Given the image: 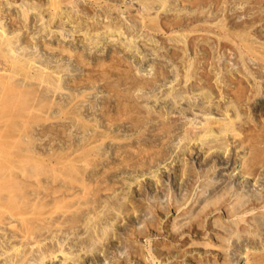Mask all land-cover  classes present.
Here are the masks:
<instances>
[{
	"label": "rangeland",
	"instance_id": "obj_1",
	"mask_svg": "<svg viewBox=\"0 0 264 264\" xmlns=\"http://www.w3.org/2000/svg\"><path fill=\"white\" fill-rule=\"evenodd\" d=\"M46 4L0 0V264L263 263L264 1Z\"/></svg>",
	"mask_w": 264,
	"mask_h": 264
},
{
	"label": "bare ground",
	"instance_id": "obj_2",
	"mask_svg": "<svg viewBox=\"0 0 264 264\" xmlns=\"http://www.w3.org/2000/svg\"><path fill=\"white\" fill-rule=\"evenodd\" d=\"M40 2L42 1V0H39ZM262 1H264V0H262ZM43 2H44V0H43ZM56 2H57V0H47V4L49 5V6H53V4H56ZM165 2V1H164ZM46 4V5H47ZM52 4V5H51ZM61 4V3H60ZM10 5V4H9ZM32 5V4H31ZM30 5V6H31ZM34 5V4H33ZM143 5V4H142ZM147 5V4H146ZM26 6V5H25ZM40 6H42V5H40ZM145 6V5H144ZM149 7V6H148ZM153 7V6H152ZM151 6L149 7V9H151L152 8ZM59 9H60V6H59ZM63 11V10H62ZM148 11V10H147ZM157 11V10H156ZM151 12V11H150ZM158 12V11H157ZM106 17V16H105ZM104 17V19L106 20V18ZM26 18V17H25ZM28 18V17H27ZM41 18V17H40ZM108 18V17H107ZM90 19H91V17H90ZM97 19H99V17L97 18ZM104 19H103V21H104ZM42 20V19H41ZM89 20V19H88ZM93 20V19H92ZM102 20V19H101ZM109 20V19H108ZM73 21V20H72ZM120 21V20H119ZM106 22V21H105ZM110 23V22H109ZM115 23V22H114ZM119 23V22H118ZM111 24V23H110ZM109 24V26H111ZM120 25V24H119ZM123 24H121V26H122ZM48 26H49V24H48ZM107 26H108V24H104V28L106 27L107 28ZM121 26H117V27H115V28H112V29H114L113 30V32H115L114 34H116V32H119V34L120 35H123V33H124V31H123V27H122V29H121ZM88 27H90V26H88ZM92 28V27H91ZM83 29V28H82ZM98 29V28H97ZM109 29H111V27L109 28L108 27V29L107 30H104V31H108L107 33H109ZM111 29V30H112ZM141 29V28H140ZM90 30V29H89ZM89 30L87 31L86 30V32H87V34L89 33L90 34V32H89ZM93 30V29H92ZM1 31V30H0ZM4 31V29L1 31L2 32V34H4L5 32H3ZM101 32H102V30H101ZM112 32V31H111ZM112 32V33H113ZM88 34V35H89ZM98 35H99V33H97ZM111 34V33H110ZM118 34V35H119ZM6 35V34H5ZM92 35V34H91ZM113 35V34H112ZM126 35V34H125ZM8 36V35H7ZM132 36V35H131ZM113 37V36H112ZM125 38H127V37H125ZM137 39V38H136ZM97 41V40H96ZM123 42V41H122ZM130 44V43H129ZM133 44V43H132ZM126 47V46H125ZM63 50H64V48H63ZM246 51V50H245ZM244 51V52H245ZM14 53H15V51H13ZM248 52V51H247ZM15 55V54H14ZM245 56V55H244ZM30 63V62H29ZM2 64V63H1ZM0 64V65H1ZM31 64V63H30ZM3 65V64H2ZM6 66H8L7 64H5ZM29 65V64H28ZM6 66H4L5 68H3V67H0V70H5L6 71ZM8 68V67H7ZM11 69V68H10ZM10 69H8V71L10 72L11 70ZM5 71L3 72V73H5ZM42 71H43V69H42ZM45 71V70H44ZM9 72L7 73V74H9ZM13 72V71H12ZM2 73V74H3ZM44 73V72H43ZM48 73V72H47ZM0 74H1V72H0ZM12 75V74H11ZM14 76H15V74H14ZM10 77V76H9ZM232 80V79H231ZM241 96V95H240ZM249 99V98H248ZM252 106V105H251ZM209 120H208V124H207V127H206V130H205V136H204V138L206 137H214V134H215V132H214V129H213V127H212V125H211V123H213V121H218L219 119H215L214 117H209L208 118ZM233 122H222V123H219V126H220V128H219V132L221 133V134H225V133H229V131L232 129H234L235 128V126H233V124H232ZM165 126V125H164ZM231 130V131H232ZM236 130V129H235ZM234 130V131H235ZM203 138V137H202ZM202 139V141H206V139ZM83 205V204H82ZM256 206V205H255ZM178 207V206H177ZM238 207V206H237ZM115 209V208H114ZM93 210V209H92ZM186 210V209H185ZM252 211V210H251ZM122 212V211H121ZM237 212V211H236ZM245 212V211H244ZM262 213V212H261ZM157 214V213H156ZM249 214V213H248ZM245 215V214H244ZM178 216V215H177ZM247 216V215H246ZM246 216H245V218H246ZM241 217H243V216H241ZM160 218H162V217H160ZM263 218H264V215H263ZM236 219V218H235ZM241 220H242V218H241ZM257 221H259V220H257ZM98 222V221H97ZM260 222H261V220H260ZM199 223V222H198ZM94 224H95V222H94ZM101 224V223H100ZM257 224V223H256ZM199 225V224H198ZM239 225V224H238ZM96 226V225H95ZM146 227V226H145ZM167 226L164 224L163 225V229H165ZM243 227V226H242ZM241 227V228H242ZM248 227V226H247ZM257 228H258V232H259V230L260 231H264V226L263 225H261L260 223H258V225L256 226ZM250 228H252V227H250ZM237 231V230H236ZM169 233H171V235L170 236H172V231L171 232H168V230H167V235L169 234ZM177 233V232H176ZM237 233V232H236ZM262 233V232H261ZM54 235V234H53ZM95 235V234H94ZM184 235V233H182V236ZM6 236V235H5ZM96 236V235H95ZM169 236V237H170ZM93 238V237H92ZM86 239V238H85ZM252 239V238H251ZM92 241H94V240H92ZM128 241H130V240H128ZM254 241V240H253ZM37 242V241H36ZM95 242V241H94ZM155 242V241H154ZM198 243V242H197ZM138 244V243H137ZM184 244V243H183ZM153 245L156 247V249H155V251L154 252H156L157 253V255L158 256H160V255H162V248H164L166 245L165 244H163L162 242L161 243H153ZM171 245V244H170ZM178 245V244H177ZM182 245V244H181ZM191 245V244H190ZM172 246V245H171ZM168 247H170L169 245H168ZM179 248V247H178ZM185 248V247H184ZM15 249V248H14ZM13 249V250H14ZM18 249V248H17ZM16 249V250H17ZM97 250V249H96ZM63 251V250H62ZM152 251V250H151ZM21 252V251H20ZM60 252H61V250H60ZM258 252H260V251H258ZM261 252H263V251H261ZM142 253V252H141ZM60 255L62 254H65V255H63L64 257H70L71 255L70 254H68V253H63V252H61V253H59ZM66 254L68 255V256H66ZM72 254V253H71ZM169 254V253H168ZM20 255V254H19ZM18 255V256H19ZM44 255V254H43ZM128 255V254H127ZM62 256V257H63ZM131 256V255H130ZM145 256V255H144ZM157 256V257H158ZM201 256V255H200ZM260 256V255H259ZM264 256V255H263ZM72 257V256H71ZM129 257V256H128ZM156 257V258H157ZM172 257H176V258H182V257H185V255H180V254H178V255H172ZM171 257V258H172ZM12 258V257H11ZM175 258V259H176ZM189 258H190V256H189ZM195 258V257H194ZM202 258V257H201ZM15 259V258H14ZM43 259V258H42ZM68 259H70V258H68ZM67 259V260H68ZM140 259V258H139ZM143 259V258H142ZM185 259V258H184ZM184 259H181L180 261H182L183 262V264L185 263L184 262ZM187 259V258H186ZM263 259V258H262ZM262 259H261V261H262ZM66 260V259H65ZM145 260V259H144ZM152 260V259H151ZM176 260H178V259H176ZM153 261V260H152ZM186 261V260H185ZM248 261V260H247ZM118 262V261H117ZM66 263V262H65ZM261 263V262H260ZM187 264V263H186ZM261 264H264V261H263V263H261Z\"/></svg>",
	"mask_w": 264,
	"mask_h": 264
}]
</instances>
